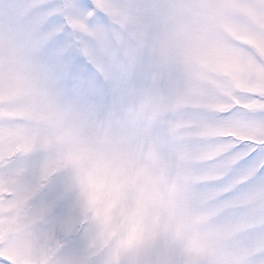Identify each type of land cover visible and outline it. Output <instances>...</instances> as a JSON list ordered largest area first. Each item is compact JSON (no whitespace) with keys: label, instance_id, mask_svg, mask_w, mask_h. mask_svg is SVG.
Segmentation results:
<instances>
[{"label":"rangeland","instance_id":"obj_1","mask_svg":"<svg viewBox=\"0 0 264 264\" xmlns=\"http://www.w3.org/2000/svg\"><path fill=\"white\" fill-rule=\"evenodd\" d=\"M119 2L141 56L129 94L103 117L60 97L0 32V258L58 264L45 227L55 201L84 229L63 257L74 264H239L264 216L233 210L264 208V186L221 200L250 173L216 185L234 142L264 144V0ZM85 183L87 201L74 195ZM132 208L150 228L130 246L121 220Z\"/></svg>","mask_w":264,"mask_h":264},{"label":"snow or ice","instance_id":"obj_2","mask_svg":"<svg viewBox=\"0 0 264 264\" xmlns=\"http://www.w3.org/2000/svg\"><path fill=\"white\" fill-rule=\"evenodd\" d=\"M126 11L119 0H0V32L11 47L23 44L43 79L57 94L85 112L103 117L115 110L127 97L138 75L141 50L136 46L130 25L120 22ZM137 58V63L132 58ZM239 115L233 110L220 119ZM264 119V113L260 114ZM237 159L224 180L216 187H227L241 175L249 174L243 184L224 193L221 200H233L264 186V144L234 142L227 154ZM51 183L42 195L54 193ZM14 193L6 195L11 199ZM238 217L264 216V208L253 206L233 210ZM46 235L51 247L58 246V264L81 247L84 229L70 222L63 202L46 208ZM249 253L239 264H264V223L246 234ZM0 264H10L0 258ZM55 264V261H54ZM88 264H99V258Z\"/></svg>","mask_w":264,"mask_h":264},{"label":"clouds","instance_id":"obj_3","mask_svg":"<svg viewBox=\"0 0 264 264\" xmlns=\"http://www.w3.org/2000/svg\"><path fill=\"white\" fill-rule=\"evenodd\" d=\"M165 118H167V117H165ZM84 175L85 176L87 175V171H85ZM175 179H176V177L174 176V180ZM180 180H181V182H183L182 177L180 178ZM88 192H89V189H88L87 184L85 183L83 185V187L78 186L76 188L74 195H81L82 194L84 200L87 201ZM135 211H136L135 208H132L131 210H129L126 213V215L121 220V222L124 223V225H125V231L122 233V236L124 238V243L126 245H130V246L134 245L137 242L139 236L142 233L147 232L150 228V225L147 221L141 222L140 220L135 218ZM89 216L90 217H96L97 219L102 220L103 213L100 212L99 217H97L96 212L93 211V212L89 213Z\"/></svg>","mask_w":264,"mask_h":264}]
</instances>
